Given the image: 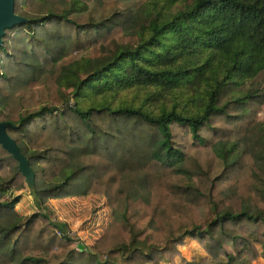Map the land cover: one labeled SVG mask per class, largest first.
I'll return each mask as SVG.
<instances>
[{
	"label": "trees",
	"instance_id": "1",
	"mask_svg": "<svg viewBox=\"0 0 264 264\" xmlns=\"http://www.w3.org/2000/svg\"><path fill=\"white\" fill-rule=\"evenodd\" d=\"M0 46V264H193L264 259V0H15ZM145 89V101L115 102ZM171 94L173 104L157 105ZM102 196L90 245L49 200ZM59 232V233H58ZM79 244L83 248H79ZM228 247V248H227Z\"/></svg>",
	"mask_w": 264,
	"mask_h": 264
},
{
	"label": "rangeland",
	"instance_id": "2",
	"mask_svg": "<svg viewBox=\"0 0 264 264\" xmlns=\"http://www.w3.org/2000/svg\"><path fill=\"white\" fill-rule=\"evenodd\" d=\"M145 89L133 88L119 92L115 95V102H124V100L135 104H149L153 102L145 101ZM157 105L154 108L164 103L167 107L173 104V96L166 94L158 97ZM14 196L20 194L21 199L16 205V210L22 215H30L40 209L35 203L34 197L31 194L30 186L27 184L25 190L21 192H14ZM48 206L51 208L49 213L50 218L66 222L69 226L71 234H76L78 240L84 245H90L98 238L105 227L111 221V211L106 204V200L102 196H85V197H66L62 199H54L48 201ZM228 248V247H227ZM179 254L174 257V262H179L183 258L186 264H193V262L206 257L204 249L192 239H186L182 246L178 248ZM161 264H169V262H161ZM207 264H214L209 261ZM255 264H264V259L258 258Z\"/></svg>",
	"mask_w": 264,
	"mask_h": 264
},
{
	"label": "water",
	"instance_id": "3",
	"mask_svg": "<svg viewBox=\"0 0 264 264\" xmlns=\"http://www.w3.org/2000/svg\"><path fill=\"white\" fill-rule=\"evenodd\" d=\"M14 1L15 0H0V46L3 43L2 37L4 36L5 30L25 21L24 18L15 13ZM11 125L12 124L9 122L0 121V145L11 153L15 160H17L18 168L25 176L27 184L31 189L33 186L34 174L29 165L28 159L21 153L14 139L6 132V128ZM35 203L37 206H40L37 199H35ZM79 248H83V245L79 244Z\"/></svg>",
	"mask_w": 264,
	"mask_h": 264
},
{
	"label": "built area",
	"instance_id": "4",
	"mask_svg": "<svg viewBox=\"0 0 264 264\" xmlns=\"http://www.w3.org/2000/svg\"><path fill=\"white\" fill-rule=\"evenodd\" d=\"M59 233V232H58ZM67 233H69V234H71V232L69 231V232H67Z\"/></svg>",
	"mask_w": 264,
	"mask_h": 264
},
{
	"label": "crops",
	"instance_id": "5",
	"mask_svg": "<svg viewBox=\"0 0 264 264\" xmlns=\"http://www.w3.org/2000/svg\"><path fill=\"white\" fill-rule=\"evenodd\" d=\"M263 260V259H262ZM254 264H255V262H254Z\"/></svg>",
	"mask_w": 264,
	"mask_h": 264
}]
</instances>
